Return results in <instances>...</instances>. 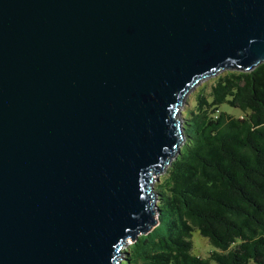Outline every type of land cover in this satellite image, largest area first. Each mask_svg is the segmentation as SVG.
Listing matches in <instances>:
<instances>
[{
    "label": "water",
    "instance_id": "water-1",
    "mask_svg": "<svg viewBox=\"0 0 264 264\" xmlns=\"http://www.w3.org/2000/svg\"><path fill=\"white\" fill-rule=\"evenodd\" d=\"M264 62V0H0V264H121L204 79Z\"/></svg>",
    "mask_w": 264,
    "mask_h": 264
},
{
    "label": "trees",
    "instance_id": "trees-1",
    "mask_svg": "<svg viewBox=\"0 0 264 264\" xmlns=\"http://www.w3.org/2000/svg\"><path fill=\"white\" fill-rule=\"evenodd\" d=\"M213 79L183 113L181 151L156 181L159 222L121 264H264V62ZM194 231L208 256L194 253Z\"/></svg>",
    "mask_w": 264,
    "mask_h": 264
},
{
    "label": "rangeland",
    "instance_id": "rangeland-1",
    "mask_svg": "<svg viewBox=\"0 0 264 264\" xmlns=\"http://www.w3.org/2000/svg\"><path fill=\"white\" fill-rule=\"evenodd\" d=\"M217 75L215 76H211V77H208L204 80H202L198 85L197 87H195L191 93L187 96L185 102L183 103L182 107H181V112H185L189 107H192L195 105L196 101H195V96H196V93L198 91V89L200 87H202L203 85L206 86V91L209 92L210 90V87L214 81V77H216ZM222 109H225L227 111H229L230 113L234 114V115H241V111L238 109V108H234V107H230L228 105H224L222 107ZM182 113V116H184V114ZM154 186L156 187V182L154 183ZM193 240H194V248H193V251L195 254H198V255H201L203 257H206L208 256L213 247L212 245L210 244L209 240L202 236L199 231H194V234H193ZM125 256V255H124ZM123 256V258H124ZM122 261V260H121ZM211 264H216V262H211Z\"/></svg>",
    "mask_w": 264,
    "mask_h": 264
}]
</instances>
